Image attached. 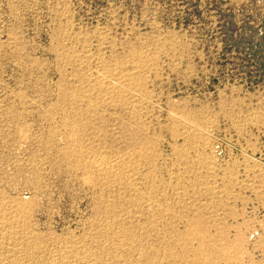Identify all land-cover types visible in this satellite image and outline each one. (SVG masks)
Masks as SVG:
<instances>
[{"label": "rangeland", "instance_id": "rangeland-1", "mask_svg": "<svg viewBox=\"0 0 264 264\" xmlns=\"http://www.w3.org/2000/svg\"><path fill=\"white\" fill-rule=\"evenodd\" d=\"M0 264H264V0H0Z\"/></svg>", "mask_w": 264, "mask_h": 264}]
</instances>
